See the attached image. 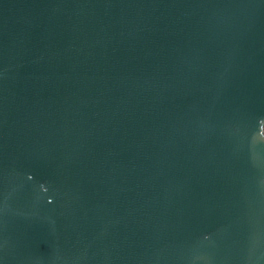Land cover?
Returning a JSON list of instances; mask_svg holds the SVG:
<instances>
[{"label": "water", "instance_id": "obj_1", "mask_svg": "<svg viewBox=\"0 0 264 264\" xmlns=\"http://www.w3.org/2000/svg\"><path fill=\"white\" fill-rule=\"evenodd\" d=\"M0 264H264V0H0Z\"/></svg>", "mask_w": 264, "mask_h": 264}]
</instances>
